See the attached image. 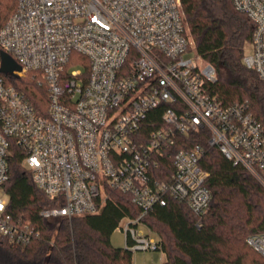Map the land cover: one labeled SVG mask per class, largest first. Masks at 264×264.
Listing matches in <instances>:
<instances>
[{"label":"built area","instance_id":"2783aa9c","mask_svg":"<svg viewBox=\"0 0 264 264\" xmlns=\"http://www.w3.org/2000/svg\"><path fill=\"white\" fill-rule=\"evenodd\" d=\"M232 1L254 25L244 62L264 81V0ZM16 2L0 48L21 67L17 77H41L49 101L39 115L0 76L1 237L24 244L38 235L7 212L14 145L36 185L64 203L44 218L98 215L109 189L129 195L141 215L117 230L132 253L162 250L143 218L170 200L187 204L198 227L210 208L204 149L172 153L180 135L207 129L209 143L264 186V126L247 102L223 107L206 93L215 70L196 52L181 0ZM247 243L264 256V233Z\"/></svg>","mask_w":264,"mask_h":264},{"label":"trees","instance_id":"16d2710c","mask_svg":"<svg viewBox=\"0 0 264 264\" xmlns=\"http://www.w3.org/2000/svg\"><path fill=\"white\" fill-rule=\"evenodd\" d=\"M181 1L196 52L215 70L216 79L206 85V93L223 107L247 102L264 126V81L244 62L253 41V23L235 9L232 0ZM16 6V0H0V30ZM0 76L24 93L39 115L47 116L49 95L38 74ZM209 139L207 129L189 132L179 136L172 150L175 153L197 145L204 149L200 165L209 173L206 185L212 202L202 226L196 225L187 204L174 200L145 216L143 222L162 245L163 264H264V256L247 243L248 237L264 233V186ZM22 160L23 153L14 145L10 178L2 186L8 199L7 212L38 235L24 244L0 236V264H133V253L111 242L124 218L141 215L129 195L109 189L98 215L44 218L40 215L43 210L60 208L64 203L43 193Z\"/></svg>","mask_w":264,"mask_h":264},{"label":"rangeland","instance_id":"374dc122","mask_svg":"<svg viewBox=\"0 0 264 264\" xmlns=\"http://www.w3.org/2000/svg\"><path fill=\"white\" fill-rule=\"evenodd\" d=\"M253 53V45L250 44L246 49V55L250 56ZM191 58H194V54H190ZM0 196H3L0 192ZM111 242L115 247L125 248L126 237L121 229L114 232L111 237ZM133 264H163L165 262V254L161 251H137L132 256Z\"/></svg>","mask_w":264,"mask_h":264},{"label":"water","instance_id":"95a60500","mask_svg":"<svg viewBox=\"0 0 264 264\" xmlns=\"http://www.w3.org/2000/svg\"><path fill=\"white\" fill-rule=\"evenodd\" d=\"M20 72L21 67L8 53L1 51L0 53V73L17 77L15 72Z\"/></svg>","mask_w":264,"mask_h":264},{"label":"crops","instance_id":"0c3cea01","mask_svg":"<svg viewBox=\"0 0 264 264\" xmlns=\"http://www.w3.org/2000/svg\"><path fill=\"white\" fill-rule=\"evenodd\" d=\"M165 260H166V257H165Z\"/></svg>","mask_w":264,"mask_h":264}]
</instances>
